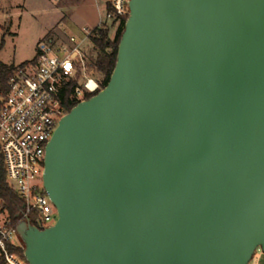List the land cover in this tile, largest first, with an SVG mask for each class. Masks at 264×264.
Returning <instances> with one entry per match:
<instances>
[{
  "label": "water",
  "instance_id": "95a60500",
  "mask_svg": "<svg viewBox=\"0 0 264 264\" xmlns=\"http://www.w3.org/2000/svg\"><path fill=\"white\" fill-rule=\"evenodd\" d=\"M106 86L46 147L28 264H249L264 253V0H129Z\"/></svg>",
  "mask_w": 264,
  "mask_h": 264
},
{
  "label": "built area",
  "instance_id": "2783aa9c",
  "mask_svg": "<svg viewBox=\"0 0 264 264\" xmlns=\"http://www.w3.org/2000/svg\"><path fill=\"white\" fill-rule=\"evenodd\" d=\"M60 3L64 0H52ZM129 0H106V20L81 37L66 33L37 43L32 60L17 64L0 94V146L7 180L23 201L20 221L40 229L56 223L58 215L43 183L46 147L67 103L76 104L103 86L90 63L95 28L122 24L129 14ZM0 200V264H28L18 249L23 247ZM24 254V253H23Z\"/></svg>",
  "mask_w": 264,
  "mask_h": 264
},
{
  "label": "rangeland",
  "instance_id": "374dc122",
  "mask_svg": "<svg viewBox=\"0 0 264 264\" xmlns=\"http://www.w3.org/2000/svg\"><path fill=\"white\" fill-rule=\"evenodd\" d=\"M106 0H0V63L20 64L32 60L37 43L66 33L81 37L106 20ZM120 25L110 28L113 40ZM249 264H264L258 250Z\"/></svg>",
  "mask_w": 264,
  "mask_h": 264
},
{
  "label": "trees",
  "instance_id": "16d2710c",
  "mask_svg": "<svg viewBox=\"0 0 264 264\" xmlns=\"http://www.w3.org/2000/svg\"><path fill=\"white\" fill-rule=\"evenodd\" d=\"M128 15L123 19L121 27L112 40L108 29L95 28L91 40L94 48L91 51L90 63L102 82V86H106L110 75L114 69L117 59L118 44L124 30L125 21ZM14 64L0 63V94H5L7 91V82L14 68ZM91 97L88 95L87 98ZM76 105L75 102L67 103V110H71ZM0 200L3 201L8 217L12 224L19 223L20 212L23 209V201L20 199L17 192L12 188L7 180L6 168L1 153L0 146ZM19 253L25 259L23 249H18ZM26 260V259H25Z\"/></svg>",
  "mask_w": 264,
  "mask_h": 264
}]
</instances>
